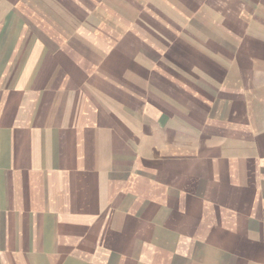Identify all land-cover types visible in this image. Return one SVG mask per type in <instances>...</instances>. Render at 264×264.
I'll list each match as a JSON object with an SVG mask.
<instances>
[{
  "label": "crops",
  "instance_id": "crops-1",
  "mask_svg": "<svg viewBox=\"0 0 264 264\" xmlns=\"http://www.w3.org/2000/svg\"><path fill=\"white\" fill-rule=\"evenodd\" d=\"M263 87L264 0H0V264H264Z\"/></svg>",
  "mask_w": 264,
  "mask_h": 264
},
{
  "label": "rangeland",
  "instance_id": "rangeland-1",
  "mask_svg": "<svg viewBox=\"0 0 264 264\" xmlns=\"http://www.w3.org/2000/svg\"><path fill=\"white\" fill-rule=\"evenodd\" d=\"M261 91V90H260ZM261 94H264V87H263V89H262V91L260 92Z\"/></svg>",
  "mask_w": 264,
  "mask_h": 264
}]
</instances>
